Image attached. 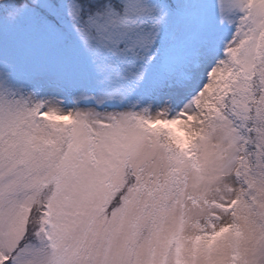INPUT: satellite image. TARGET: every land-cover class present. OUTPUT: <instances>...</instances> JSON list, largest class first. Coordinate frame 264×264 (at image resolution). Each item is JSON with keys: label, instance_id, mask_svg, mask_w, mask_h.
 I'll return each mask as SVG.
<instances>
[{"label": "snow or ice", "instance_id": "obj_1", "mask_svg": "<svg viewBox=\"0 0 264 264\" xmlns=\"http://www.w3.org/2000/svg\"><path fill=\"white\" fill-rule=\"evenodd\" d=\"M0 264H264V0H0Z\"/></svg>", "mask_w": 264, "mask_h": 264}]
</instances>
